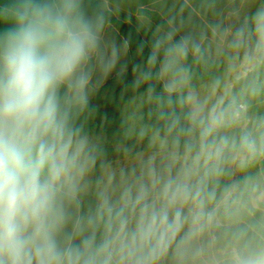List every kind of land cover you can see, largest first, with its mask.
Returning <instances> with one entry per match:
<instances>
[{"label":"clouds","instance_id":"clouds-1","mask_svg":"<svg viewBox=\"0 0 264 264\" xmlns=\"http://www.w3.org/2000/svg\"><path fill=\"white\" fill-rule=\"evenodd\" d=\"M0 264H264V0H0Z\"/></svg>","mask_w":264,"mask_h":264},{"label":"trees","instance_id":"trees-1","mask_svg":"<svg viewBox=\"0 0 264 264\" xmlns=\"http://www.w3.org/2000/svg\"><path fill=\"white\" fill-rule=\"evenodd\" d=\"M122 27L125 31H131V28L129 26H127L126 24L122 23Z\"/></svg>","mask_w":264,"mask_h":264}]
</instances>
